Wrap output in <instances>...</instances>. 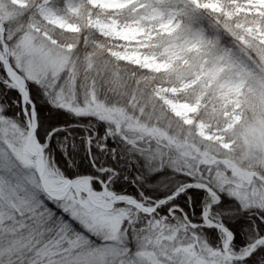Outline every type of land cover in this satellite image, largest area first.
<instances>
[{
	"label": "snow or ice",
	"instance_id": "obj_1",
	"mask_svg": "<svg viewBox=\"0 0 264 264\" xmlns=\"http://www.w3.org/2000/svg\"><path fill=\"white\" fill-rule=\"evenodd\" d=\"M0 264H264V0H0Z\"/></svg>",
	"mask_w": 264,
	"mask_h": 264
}]
</instances>
